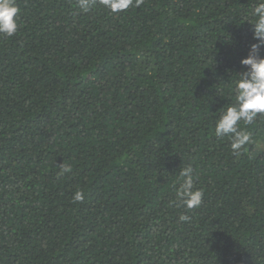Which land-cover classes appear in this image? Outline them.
<instances>
[{"label": "trees", "instance_id": "trees-1", "mask_svg": "<svg viewBox=\"0 0 264 264\" xmlns=\"http://www.w3.org/2000/svg\"><path fill=\"white\" fill-rule=\"evenodd\" d=\"M0 264H264V0H0Z\"/></svg>", "mask_w": 264, "mask_h": 264}]
</instances>
